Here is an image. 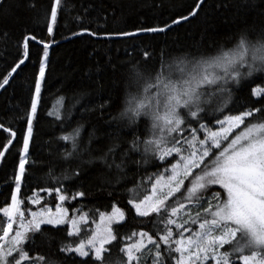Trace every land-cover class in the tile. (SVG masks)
Instances as JSON below:
<instances>
[{
	"label": "snow or ice",
	"instance_id": "obj_1",
	"mask_svg": "<svg viewBox=\"0 0 264 264\" xmlns=\"http://www.w3.org/2000/svg\"><path fill=\"white\" fill-rule=\"evenodd\" d=\"M204 3L205 0H197L188 15L174 18L163 27L105 35L135 37L139 32L163 33L195 17ZM27 7L34 9L36 4L29 0ZM12 8L9 0H0V20L12 15ZM67 11L66 0H50L42 31L52 42L26 33L18 43L10 71L0 76L2 91L10 86V81L14 82L26 62H32L30 44L41 46L35 54L37 71L30 85V98L20 117L24 127L19 129L20 152L14 169V188L10 203L0 209L6 218V224L0 226V264H58L51 257L35 253L38 239L41 242L51 239L45 225L53 226V231L63 232L67 237L77 238L75 243L59 241V252L74 261L78 257L79 264H209L213 261L214 264H237L233 257L242 264H264V103L256 106L245 101L242 111L228 114L234 111L229 106L234 104L233 89L240 88L245 78H249L248 84L254 83L253 75L264 73V29L255 40L242 33L233 48L220 50L218 55L180 57L171 63H161L153 70L132 64L127 85L130 99L125 101L119 117L113 119L124 120L125 126H138L144 120L145 138L140 139L134 133L131 142L125 141L122 145L117 139L118 131L115 136L108 133L111 145L107 152L94 159L101 160L109 170L116 169V184L121 182V174L129 164L137 168L148 164L170 165L148 177L154 180L150 190L142 183L127 190L128 209L135 217L146 218L148 224L133 226L128 233H122L120 228L127 221V213L113 204L109 205L110 212L90 209L99 223L86 239H79L81 226L89 222V213L74 208L69 214L68 208L62 205L68 200L85 198L86 192L77 190L69 196L66 193L71 190L62 185L37 188L33 196L27 197L30 205H41L43 197L39 193L54 192L61 202L55 212L47 207L39 211L22 207L25 203L21 199L22 185L35 165L32 149L36 143L42 93L47 85L50 49L58 43L55 41L58 21ZM84 34L97 35L88 28L77 33ZM7 35L6 30H0V36ZM142 55L147 60L150 53L145 50ZM216 68L223 72H216ZM96 86L104 87L99 80ZM250 92L257 100L264 99V82L252 87ZM111 103L108 97L98 106L99 111L103 113ZM67 115L70 119L71 108ZM242 125V130L233 135ZM83 130L84 125L78 123L70 133L59 137L71 143V150L63 154V159H77L85 152L91 155L95 130L88 134L87 144L82 146ZM6 131L10 139L0 150V167L17 137V131L12 128ZM137 153L139 160L133 159ZM117 159L121 163H116ZM80 175L79 171L73 172L74 177ZM214 186H219L225 195L222 197ZM141 190L145 192L142 196ZM178 194L182 199H177ZM192 207L196 209L194 215L186 210ZM65 225L70 228L61 227ZM191 225H197V230L193 231Z\"/></svg>",
	"mask_w": 264,
	"mask_h": 264
},
{
	"label": "trees",
	"instance_id": "obj_2",
	"mask_svg": "<svg viewBox=\"0 0 264 264\" xmlns=\"http://www.w3.org/2000/svg\"><path fill=\"white\" fill-rule=\"evenodd\" d=\"M36 7L29 8V0H9L13 5L12 15L0 20V30H6L7 37L0 36V76L10 71L12 62L16 59L18 43L26 34H37L38 38L46 40L48 37L42 31L43 16L50 0H31ZM197 0H66L68 11L65 17L58 21V30L55 41L59 42L88 28L96 36H105V33L135 32L141 28L163 27L171 23L172 19L181 15H188ZM264 29V0H205L198 14L163 33H149L125 38H96L84 34L56 44L50 49L49 70L47 85L42 93L43 99L40 108V118L36 133V143L32 149L35 165L30 169L29 176L22 185V205L28 209L33 206L28 203L27 197L39 188H52L62 185L71 191L86 192L85 198L68 200L65 206L73 213L74 208H82L89 213V223L84 227L79 239H85L88 231L99 218L94 216L90 209H99L101 212L111 211L109 205L115 204L127 213V221L120 228L122 233H128L133 226L146 225V218H137L127 207L128 189H133L142 183L150 190L154 180H149L163 167L148 164L144 168H137L129 164L121 174V182L115 183L117 171L109 170L99 159H94L107 152L112 143L108 133L119 132L118 141L123 145L131 142L134 133L145 138L144 120L138 126H125L119 117L128 96V80L132 64L139 68L153 70L161 63H171L177 58L201 55H218L220 50L227 51L233 48L242 33H247L253 40ZM51 38V37H50ZM52 42V38H51ZM32 62L22 66L19 74L10 81V86L0 91V150L10 139L8 128L17 131L16 140L6 153L5 163L0 167V209L10 203L14 188L13 180L15 165L20 152V132L24 127L20 117L30 98V85L37 71V55L41 46L30 44ZM147 50L150 55L147 60L142 53ZM245 79L240 88H234V104L230 107L234 111L228 114H238L243 110L245 101L256 106L264 103V99L257 100L251 96L250 89L264 82V73L253 75L254 83L248 84ZM103 84L98 89L96 81ZM111 97V107L103 113L98 109L100 104ZM71 108V118L68 110ZM48 113H52L49 115ZM63 116L64 119H57ZM109 122L110 125H109ZM78 123L84 125L81 133V144H87L88 134L95 130L96 139L92 142L91 155L85 152L77 159L65 160L63 154L71 150V143L60 140L59 137L70 133ZM247 123V121H246ZM243 128V125H242ZM98 149L99 151H96ZM133 159L139 160L140 155L134 154ZM92 160L91 163L88 161ZM175 162V161H173ZM116 163H121L119 159ZM81 175L74 177L73 172ZM59 179L60 184L57 185ZM111 181V185L109 184ZM187 183V182H186ZM214 190L223 197L225 193L219 186ZM145 192L141 190L140 195ZM43 197L39 207H55L59 204L58 196L39 193ZM177 199H182L177 195ZM187 203V201H184ZM171 203V202H170ZM35 209V208H33ZM189 210L195 213V207ZM183 211L180 215H183ZM6 224V218L0 214V226ZM51 233L47 242L37 240L35 253L51 257L58 264H79V258L74 261L59 252V241L75 243L76 237H67L63 232L53 231V226H43ZM70 228L69 225L61 226ZM115 227V226H114ZM193 231L197 225H191ZM144 230H148L145 228ZM115 255V252H114ZM237 264H242L233 257ZM209 264H214L209 262Z\"/></svg>",
	"mask_w": 264,
	"mask_h": 264
},
{
	"label": "rangeland",
	"instance_id": "obj_3",
	"mask_svg": "<svg viewBox=\"0 0 264 264\" xmlns=\"http://www.w3.org/2000/svg\"><path fill=\"white\" fill-rule=\"evenodd\" d=\"M47 42H51V38H50V37H48ZM210 71H211V70H210ZM215 71L219 73V72H223V69H221V68H216ZM255 74H257V73H255ZM255 74H254V75H255ZM245 79H247V78H245ZM240 130H242V126H241V129L234 130L233 135L238 134V132H239ZM230 138H231V137H230ZM66 202H67V201H66ZM66 202H63V205H62V206L65 207V208H67V207L65 206ZM59 204H61L60 201H59ZM32 206H33V207H32L31 209H32L33 211H39L40 208H41V207H39L38 205H32ZM22 207H23V206H22ZM46 207L49 208V209H51L53 212H55L56 206H55V207L46 206ZM23 208H24V207H23ZM33 208H35V209H33ZM24 209L27 210L26 208H24ZM69 214H71L70 211H69ZM88 221H89V218H88ZM88 223H89V222H88ZM97 223H99V219H98L97 221H95V223H94L91 227H86L88 233L95 229ZM85 226H86V225H82V226H81V234L83 233L82 231H83V229H84ZM69 227H70V225H69ZM15 229H16V225H14V230H15ZM88 233H87V235H88ZM87 235H85V237H84L85 239L87 238ZM213 263H214V261H213ZM241 263H242V262H241ZM121 264H122V262H121Z\"/></svg>",
	"mask_w": 264,
	"mask_h": 264
},
{
	"label": "water",
	"instance_id": "obj_4",
	"mask_svg": "<svg viewBox=\"0 0 264 264\" xmlns=\"http://www.w3.org/2000/svg\"><path fill=\"white\" fill-rule=\"evenodd\" d=\"M191 18H193V17H189V19H191ZM183 22H185V21H182L181 23H183ZM174 26H176V25H173L172 27H174ZM135 32H138V31H135ZM149 33H151V32H139V34L137 36L144 35V34H149ZM77 36H80V35L74 34L73 36H70L69 38L64 39L62 41H59L58 43L67 41V40L72 39V38L77 37ZM94 37H96V38H110V39L125 38V36H119V35H112L111 37L106 36V35L105 36L104 35L103 36H96L95 35ZM58 43H55L54 46L56 44H58Z\"/></svg>",
	"mask_w": 264,
	"mask_h": 264
}]
</instances>
